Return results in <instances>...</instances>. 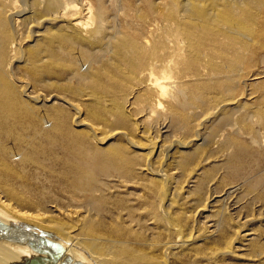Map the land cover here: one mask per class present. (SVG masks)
<instances>
[{"label": "bare ground", "instance_id": "6f19581e", "mask_svg": "<svg viewBox=\"0 0 264 264\" xmlns=\"http://www.w3.org/2000/svg\"><path fill=\"white\" fill-rule=\"evenodd\" d=\"M247 1L241 13H232L214 10L215 7L210 9L201 0H173V9L161 16L167 21L166 28L183 53L186 44L184 33L190 27L195 31L199 26H205L215 37L216 30L210 25L218 22L228 29V33L242 37L243 46L248 47L251 10L260 4ZM22 2L25 5V0ZM42 2L45 6L41 12L26 8L7 13L0 7V214L41 231L52 232L69 246L64 251L45 236L12 229L0 222V240L7 238L16 242H0V264H9L12 260L14 264H31L33 259H36L33 264H50V258L55 255L48 251L49 247L55 248L58 254L51 259L54 264H75L76 259H83L85 255L95 264H185L193 253L189 247L199 242L203 235L199 230L193 235L185 234L181 228L185 215L173 204L179 194L163 166L175 161V153L170 155L172 150L179 154L178 168L190 166L197 159L195 151L201 136L196 134L192 141H179L169 148L162 140L159 141L161 137L156 136L160 132L147 135L141 130V136L150 144L146 148L135 143L128 134H125L128 145L113 142L105 148L97 147L94 142L102 141L98 137L100 129L97 124H106L103 114L112 112L113 108L104 104L103 95L108 90L100 81L86 83L88 71L78 66L81 60L78 58L92 61L96 53L111 51L112 42L103 44L104 40L99 36L89 39L90 23L80 24L69 16L71 8H78L72 0L67 5H61L59 0ZM87 11L94 17L97 31L101 34L104 30L103 12L99 8L93 13L90 7ZM24 24L31 27L20 33L19 27ZM46 24L51 27L41 32L39 28ZM167 41L172 42L173 39L167 37ZM97 48L98 51H91ZM113 48L117 49L119 56L122 54V47ZM171 52L172 47L163 60L156 57L161 60L158 61L162 63L160 68L156 65L159 63H148L151 68L141 66L143 64L135 67L132 63L127 71L147 78L150 89L159 98H172L177 108L186 109L190 105L178 99L183 96L182 90L171 82V70L168 69L174 61ZM242 55H236V61ZM60 61L66 64L65 72L57 74L55 71L60 68ZM124 61L120 56L116 65ZM247 61L244 58V64ZM72 81L76 84L73 85ZM85 88L90 92L84 93ZM67 95L86 96L89 102L83 107L82 103ZM161 105L156 101L155 108ZM167 110L169 113L168 107ZM117 111L116 122L113 123L116 127L130 120L123 108ZM171 112L178 113L176 110ZM249 113L246 119L252 116ZM173 118L161 124V134H167L170 127L182 130L188 123L186 118ZM211 119L206 122L210 123ZM229 120L224 121L225 125H231ZM73 124L85 129L75 130ZM134 125L141 128L140 123ZM204 125L200 123L198 127L204 129ZM156 164L161 166L157 172L154 171ZM150 176L153 178L148 179ZM54 182L77 195L89 193L85 206L59 207L50 199L49 191ZM134 185L141 188L142 193L128 190ZM123 189L128 192L123 193ZM53 202L52 210L45 208L47 203ZM207 202L208 205L213 203L214 197L208 195L199 206L205 207ZM221 214L222 219L226 213L222 211ZM207 225V237L203 239L217 238L220 234L218 225L215 222H207ZM253 235L245 234L246 237ZM255 235L247 239L246 245L258 251L262 245L256 241L257 238L254 239ZM238 240L245 242L239 233L226 244L224 253H229ZM70 252L73 253L71 259L68 257Z\"/></svg>", "mask_w": 264, "mask_h": 264}, {"label": "rangeland", "instance_id": "374dc122", "mask_svg": "<svg viewBox=\"0 0 264 264\" xmlns=\"http://www.w3.org/2000/svg\"><path fill=\"white\" fill-rule=\"evenodd\" d=\"M22 1L0 0V7L3 11L6 9L8 13L10 10L20 12L26 8H34L35 11L41 12L45 6V2H42L44 0H25V5ZM172 1L72 0L73 5H78V8H71L69 16L80 24L90 23L91 34L87 35L89 39L94 40L99 36L103 38V44L108 45L110 41L112 42L111 51L104 54L96 53L92 61L79 57L81 60L79 64L77 63L80 68H87L86 83L98 80L107 88L108 92L103 95L104 104L113 108L112 112L103 114L107 123L97 124L100 129L98 137L102 141L94 143L99 148H105L113 142L128 145V138L125 135L128 134L135 143L146 148L150 144L141 136L142 130L147 135L160 132L156 135L161 137L159 141L162 140L165 146L171 148L179 141L190 142L199 134L201 140L195 151L197 154L195 162L183 167L185 170L178 168L179 154L172 150L170 155L175 153L173 159L175 161L163 166L166 175L172 178L171 185L177 188L176 193L179 194L173 200V204L182 209L180 211L185 215L184 222L180 223L181 228L185 234L191 235L199 230L203 235L199 242L188 246L193 249V253L187 257L185 264H264V0H253L254 3L260 4V7H253L251 10L248 47L243 46L242 37L228 33V29L218 22L210 25L216 30L215 37L208 33L205 26H199L195 31L190 27L187 33H184L186 40L184 53L176 45L172 34L166 28L167 21L161 16L163 12L167 13L173 9ZM201 2L210 9L215 7L214 10L241 13L242 7L248 1L201 0ZM59 3L67 5L71 0H59ZM89 7L93 13L99 8L103 12L104 30L101 34L97 31L94 17L87 11ZM29 15L27 14V17ZM232 18L233 16L228 17L226 21ZM25 24L19 27L22 30H19L20 33L31 27ZM48 26L51 27L46 24L44 28L39 29L44 32ZM167 37L173 41H167ZM30 44H26V48ZM113 46L123 48L120 56L125 61L119 65L116 64L120 56ZM171 47L170 56H174V61L168 68L171 70V82L182 90L183 96L178 99L190 105L186 109L177 108L176 101L172 98H159L158 94L150 89L147 78H140L137 72L127 71V67L132 63L135 67L143 64L141 66L146 65L147 68H151L148 63H159L156 65L160 68L162 63L158 61L163 60L166 54L169 55ZM91 51H98V48ZM241 53L243 55L236 61V55L240 56ZM231 58H234L233 63ZM244 58L248 60L245 64ZM194 59L196 61H192ZM60 63V68L55 71L57 74L65 72V62ZM155 75L160 76L157 73ZM71 83L76 84L75 81ZM167 88L169 89V86ZM88 90L85 88L84 93H89ZM67 96L82 103L83 107V104L89 102L86 96ZM156 101H160L162 105L155 108ZM117 107L123 108L130 116V120L116 127L113 123L116 122L118 115ZM167 107L170 109L169 113ZM173 110L178 113L171 112ZM248 112L252 113V116L246 119ZM173 116L177 119L186 118L187 125H183L182 130L170 127L167 134H161V124L165 121L170 122L174 119ZM210 117L212 119L207 123L206 120ZM226 119H230L231 125H225ZM136 123H140L141 128L137 129L134 125ZM200 123L205 124L204 129L198 127ZM73 129L83 130L85 127L73 124ZM130 152L134 153V150L130 149ZM160 167L158 164L154 165V171L157 172ZM58 186L54 182L49 194L50 199L59 207L72 209L85 206L89 193L77 195ZM123 190V193L128 192ZM128 190L142 193L141 188L136 185ZM208 195H212L216 203L208 205L207 202L205 207L199 206ZM55 203H47L45 208L52 210ZM222 211H225L226 215L221 219ZM0 222L12 229L28 230L45 236L48 241L58 244L64 251L68 250V243L52 232L41 231L23 221L3 217L2 214ZM207 222H215L218 225L220 234L217 238L203 239L207 237L205 235V231H208ZM239 233L245 242L238 240L229 253H224L226 244ZM249 233L257 234L254 239L257 238L256 241L262 245L258 251L246 245L247 239L254 236L246 237L245 234ZM0 242L16 243L7 238L1 239ZM48 251L55 257L58 255L53 247H49ZM74 254L78 255L77 252ZM68 257L71 259L73 253L70 252ZM51 259L50 264H54ZM33 260L30 261L31 264ZM78 263L95 264L87 255L83 259H76L75 264ZM9 264H14L13 260Z\"/></svg>", "mask_w": 264, "mask_h": 264}, {"label": "water", "instance_id": "95a60500", "mask_svg": "<svg viewBox=\"0 0 264 264\" xmlns=\"http://www.w3.org/2000/svg\"><path fill=\"white\" fill-rule=\"evenodd\" d=\"M54 244H56V243H54ZM57 245V244H56Z\"/></svg>", "mask_w": 264, "mask_h": 264}]
</instances>
